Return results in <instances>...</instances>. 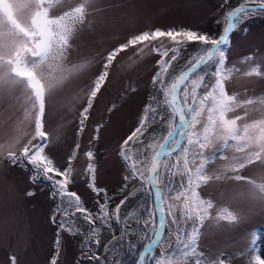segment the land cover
Segmentation results:
<instances>
[{"label":"rangeland","instance_id":"obj_1","mask_svg":"<svg viewBox=\"0 0 264 264\" xmlns=\"http://www.w3.org/2000/svg\"><path fill=\"white\" fill-rule=\"evenodd\" d=\"M82 2L83 0H64L61 4H55L49 10V15L60 16L68 10L69 4L75 7ZM243 2L250 0H92L86 5L85 21L71 36L65 61L68 68L75 65L83 67L68 74L61 84L46 92L43 130L49 134L46 152L58 166L66 167L68 157L75 151L76 158L72 161L74 182L69 186V190L77 192L83 204L95 214L99 212L98 197L87 187L88 175L85 169L89 160L85 154L88 151L93 152L96 185L107 190L110 212L114 210L116 203L119 204L125 196H129L121 206L123 214L133 205L135 196L129 195L131 188L121 192L127 168L119 156L120 145L134 129L146 102L152 92H155L152 77L158 70L156 62L160 59L159 53L150 51L151 46L145 48L143 54L139 53L136 47L121 52L109 68L106 86L102 87L101 93H98L93 101L84 131L78 134L80 112L108 53L126 43L132 36L156 28L188 26L197 29L198 33L206 32L211 37L218 38L225 26L226 13ZM164 45L167 48L175 46L167 38L164 39ZM156 46L159 47V43ZM200 47L199 42H189L181 46L178 59L173 61L170 72L174 73L192 59ZM171 55L172 52H169V56ZM200 69L187 83L190 87L191 79L206 76L203 84L207 87L198 89L199 93L204 95L215 83L216 77L211 75L212 72L205 73ZM221 76L224 77L223 83L228 95H234L239 102L253 101L252 104L236 108L233 113H229V118L241 116L242 120L237 122L241 128L245 123L264 119V103H261L264 100V14L249 15L230 33L227 60ZM159 93L158 91L157 98L161 97ZM19 95L17 92L0 96V144L7 145L11 141L18 125L23 127L26 133L20 143L12 149L17 154L29 140L33 143L38 141V138L32 139L35 130L34 118L30 123L21 124L25 106L18 98ZM166 107L164 103L161 104L164 120L161 121V117L156 119L157 122L151 124L148 132L155 129L160 132L168 127L170 113L166 111ZM97 125L102 127L98 139H93L97 135ZM173 126V140L176 141V135L182 127L177 120H174ZM195 131H202V126L197 125ZM148 134H144L145 139ZM77 144L80 145L78 149ZM171 144L170 141L169 145ZM139 147H143L144 156L149 157L151 150L147 144ZM203 155L211 157L205 166V174L212 179L207 184H202L199 191L204 198L212 199L213 208L202 226L196 244L197 251L202 253V258L210 261L208 264L218 259L223 260L224 264H247V237L249 233L264 227V212H255L239 224L220 221V224L216 225L213 217L220 208L225 207L237 214L248 213L252 204L239 195L243 191V182L228 177L239 174L250 179H259L264 176V168L256 162L246 165L244 169H238L237 172H224L223 166L233 156L240 157L243 154L236 153L233 148L221 149L219 142L216 147L205 149ZM189 156H192V153H189ZM199 160L200 157L196 156L197 163ZM221 174L223 179L215 178ZM29 191L35 195L28 196ZM103 202L100 198V203ZM182 202V199L166 201L165 234L169 232V239H172L171 228L174 224L167 205H174L177 219L181 216ZM56 203V200L50 197L49 189L43 181L33 182L27 169L19 162L12 164L7 159L6 152L0 153V264H9L13 255L17 264H50L52 256L56 253L58 226L51 220ZM56 216L59 220L61 214L57 212ZM155 227L156 221L144 235L146 242L155 236ZM132 231L130 229V236L135 238L136 232ZM60 236V256L57 264H80L81 256H89L88 250L81 246L80 236L69 235L66 231H61ZM261 237L259 243L261 254L264 255V232ZM172 240L167 245L170 246V252ZM158 251L159 247L156 252ZM174 252L176 256L180 255L178 251ZM174 252L168 257H172ZM195 259L189 257L187 264H195Z\"/></svg>","mask_w":264,"mask_h":264},{"label":"snow or ice","instance_id":"obj_2","mask_svg":"<svg viewBox=\"0 0 264 264\" xmlns=\"http://www.w3.org/2000/svg\"><path fill=\"white\" fill-rule=\"evenodd\" d=\"M63 2L64 0H0V96L19 92L18 98L25 106L24 120L21 121V124L30 123L34 118L35 130L32 139L38 138L39 140V143L29 140L17 154L12 149L26 135L24 128L18 125L16 134L11 138V141L7 145L0 144V153L6 152L7 159L12 164L19 162L21 166H26L25 162H27L31 165L30 179L33 182L42 178L53 185L50 196L58 198L59 203L53 211L51 220L58 226V230L55 241L56 253L52 256L50 264H57L60 256V232L66 231L73 236L78 233V230L69 223L70 217L80 215L90 225H95L97 221L110 224L113 217L119 223L121 206L129 198V196H125L115 206V210L110 216V199L107 190L96 185V166L92 162L93 152L88 151L85 154L89 160L85 169L88 175L87 187L98 197L99 213L94 214L84 206L77 192L69 190V186L74 182L72 161L76 158L75 151L68 157L67 166L63 169L56 167L54 161L46 154L49 134L43 130L45 94L61 84L68 74L83 67V65H75L68 68L65 61L70 48V38L77 27L84 23L86 5L90 4L92 0H83L75 7L69 4L68 10L62 15L50 16L49 10L55 4ZM250 3L254 5L251 8L247 3H244L226 13L225 26L218 38H212L206 33H198L191 29L176 28L168 30L156 28L132 36L126 43L120 44L108 53L103 70L96 77L88 94L87 104L80 112L78 134L84 131L85 121L88 119L89 110L93 107V101L97 98L98 93H101L102 87L106 86L109 68L121 52L130 47H136L137 51L143 54L144 49L151 46V52L160 54V59L156 62L158 70L152 77V85L162 91L164 104L167 106L166 111L170 113V116L167 135L163 136V143L159 144V148L161 150L168 149L171 141L180 148L181 154L177 156L176 163L162 162L161 157L165 155V152L156 151V145L150 144L147 145L152 149L150 163L147 156L143 159L132 160L129 155L133 150L131 146H142L144 133L152 123L157 122V109L151 104L145 105L139 125L122 141L119 150V156L125 162L128 170V174L124 176L121 192L132 181L141 182L146 193L149 192L148 186H150L151 191L155 194L156 206L155 209L149 211V217L152 218L157 212L159 213L158 227L153 229L157 238L145 245V250L139 254V264H142L144 258L152 253L153 245L162 242L165 228V204L169 199L175 201L182 199L181 220L184 224L190 222L191 230L187 235L178 234L176 236L177 249L175 251L180 253L179 256H176L174 252L172 257L166 261L157 260L156 264H187L189 257L196 258L195 264H204L202 253L197 251L196 243L200 235L199 226L203 225L210 215L209 210L213 208L212 201L202 199L197 191L202 184H207L212 179L205 174V166L211 159V157L203 155L205 149L214 148L219 142L221 149L233 148L236 153L243 154L240 157L233 156L223 166L224 172H237L238 169H244L246 165H253L256 162H259V165L264 168V119L254 120L250 124L245 123L241 128L237 123L242 120L241 116L229 118V113H233L236 108L252 104L253 101L239 102L234 95H228L223 83L224 77L221 76L226 50L230 45V33L237 29L238 25L249 15L264 14V11L258 12V9L264 10V0H250ZM165 38L175 46L165 47ZM189 42H199L204 49V54L198 59L189 61L186 71H182L170 83H166L165 76L173 66V61L178 59L180 47ZM157 43H159V47L156 46ZM169 52H172L171 56H169ZM209 62H214L216 65L214 72L211 73L216 79L211 88L201 96L198 94V89L202 86L207 87L203 84L205 77L199 76L196 79H191L190 87L187 82L198 69ZM261 103H264V100ZM33 111H35L34 117ZM177 117L179 125L182 128L185 126L188 128L185 133L186 145H179L177 141L173 140L175 127L171 121L176 120ZM163 120L164 117L161 116V121ZM197 125L202 126V131H195ZM101 127V125H97V135L93 139H98ZM229 141L234 143L230 144ZM79 147L80 145L77 144L76 148ZM176 150V148L168 149L167 154L171 155ZM135 151L143 156L141 147H137ZM189 153H192L193 156L191 160L188 159ZM196 156L200 157L199 163L196 161ZM181 158L183 159L182 169L180 168ZM165 169L169 173L167 182L164 178ZM172 169H177V171H172ZM177 175L186 182L180 185L181 190L174 192L170 181ZM57 177L59 178L57 179ZM215 178L223 179L224 176L221 174ZM228 178L243 182V191L239 195L251 202L252 208L246 214L234 213L226 207L220 208L216 216L213 217L214 224L219 225L220 221L239 224L255 212H264V176L259 179H250L236 174ZM27 195L33 196L35 193L29 191ZM129 195H135V193ZM100 198L104 200L103 203H100ZM167 207L169 215L173 217L172 223L178 226V232L183 233L184 229L179 227L181 220L176 219L174 205L168 204ZM57 212L61 214L59 220L56 216ZM144 222L148 223L149 221ZM125 223H127V218ZM99 234L98 227L90 229L85 237L86 251L89 241H94L95 245L99 246ZM261 238V235L255 231L248 234V243L245 249L248 254L247 264H264V256L261 255L258 247ZM105 251H108L107 246ZM91 258L95 259L98 264H103L101 257L93 255ZM10 260L11 264H17L14 255L10 257ZM212 264H224V261L218 259Z\"/></svg>","mask_w":264,"mask_h":264},{"label":"trees","instance_id":"obj_3","mask_svg":"<svg viewBox=\"0 0 264 264\" xmlns=\"http://www.w3.org/2000/svg\"><path fill=\"white\" fill-rule=\"evenodd\" d=\"M260 11H264V10H258V12H260ZM170 28L191 29L194 31H198L197 29H193L192 27H188V26H183V27L182 26H172V27L160 28V29L168 30ZM202 33H206V32H202ZM138 34H140V33H138ZM214 38H217V37H214ZM203 54H204V49L201 46L199 48L197 54H195L192 57V59H190L189 61L198 59ZM226 60H227V50H226L225 63H226ZM189 61L186 62L182 67L177 69L174 73H172V71L170 72L171 69H169V73L165 76L166 83H170L172 81V79H174L176 76H178V74L181 71H183L185 68H187L189 66ZM215 66L216 65L214 62H209L206 65H203V67H201L200 70L202 72H205V73L206 72L207 73H210V72L213 73ZM224 66H225V64H224ZM224 66H223V68H224ZM102 70H103V68H102ZM222 73H223V69H222L221 74ZM204 77H206V76H204ZM158 91L160 92L159 94L161 95V97H159V98H157ZM198 94L202 96V94H200L199 91H198ZM153 97H154V99H153ZM162 103H164L163 93H162V91L159 90V88H155V92H152V94L150 95V99L146 102L145 105L151 104L152 107H155L157 109L158 114H157L156 119H158L162 116V111H161V104ZM86 104H87V102H86ZM86 104L84 105V107L86 106ZM144 108H145V106H144ZM144 108L139 115V118L135 124L134 129L139 125L140 118L144 113ZM173 122H174V120L171 121L172 125H173ZM168 128H169V121H168V127L164 131L158 132L155 129V130L148 132V129H147V131L145 133H149V134L146 136V139H145V136H143V138H142L143 141L144 140L146 141V142H144L143 146L145 145V143L147 145L155 144L156 145L155 150L158 151L159 150V144L163 142V139H162L163 136L167 135ZM184 140L185 141H184L183 145H186L187 144V137H185ZM36 143H39V140ZM131 147L133 150L129 153V155L131 156L132 160L143 159L145 157L144 152H143V156H141L140 153L135 151V149L139 146L132 145ZM141 148L143 151V147H141ZM150 150H151V152H150V155H151L152 149H150ZM46 154L54 161V159L47 152H46ZM180 154H181V150H178L177 152L166 156L162 160V162L176 163V158ZM150 155H149V163H150ZM192 158H193V156L188 155L189 160H191ZM25 164H26V166H23V167H24V169H27L29 171V174L31 177L32 166L27 164V162H25ZM54 164L56 167L63 169L62 167L58 166L55 163V161H54ZM182 164H183V159L181 158V161H180V168L181 169H182ZM192 167H194V166H192ZM172 171H177V169H172ZM127 174H128V170L125 173V175H127ZM168 176H169L168 170L165 169L164 178H165L166 182L168 180ZM58 178L59 177H57V179ZM40 181H43V183L48 187L49 195H50V193H52V191H53V185L46 179L41 178V179L36 180V182H40ZM170 182H171L172 188L174 189V192H175V191L181 190L180 185L182 183H185L186 181H182L181 177L179 175H177V176L172 177ZM123 185H122V187H123ZM97 187H99V186L97 185ZM148 187H149V192L146 193L144 191V188L141 186V182L132 181L131 184H128V187L126 189L131 188L130 192L135 193V195H134L135 197H133L134 203L128 209H126L123 214L120 212L122 215L120 214L121 219H120L119 223L116 222L114 217L111 219L110 224H104V223H101L100 221H97L95 225L88 224L83 219V217L80 215H76L75 217L69 218V223L72 225V227L74 229L78 230L77 235L81 237V246H83V247L85 244V237H86L87 233L90 231V229L92 227H98L100 229V234H99L100 235V244H99V246L95 245L94 241H89L88 242V252H87V255H89V256H87L86 258H83L84 256H81L79 258L80 264H98V262L95 259L91 258L93 255L101 257L103 264H136V261H137V258L139 257L140 252L142 251V249L144 248V246L148 242V241L146 242L143 239L144 235L148 231L150 226L153 224V221L154 222L156 221V215L152 218L149 217V211L155 209V206H154L153 192L151 191L150 186H148ZM100 188H102V187H100ZM126 189L124 191H126ZM165 190H167V189H165ZM197 191L200 193L199 188L197 189ZM200 197L202 199L212 201V199L204 198L201 195V193H200ZM51 198H53V197H51ZM53 199L56 200V202H57L56 207H57V205L59 203V199L58 198H53ZM212 203H213V201H212ZM116 205H117V203L114 205V208H113L114 210H115ZM84 206L95 214V212L92 211L90 208H88L86 205H84ZM109 208H110V202H109ZM114 210H112L111 212L109 211L110 216ZM209 212L211 214V209L209 210ZM98 213H96V214H98ZM126 218H127V223H125ZM146 220L149 222L145 223L144 221H146ZM177 220H181V216L179 218H177ZM202 226L203 225L199 226V233L200 234H201ZM177 227L178 226L174 224L173 228H171L172 234H173V236H172L173 240L169 239V232L167 234H165L163 239H162V242L159 245L160 251L155 252L151 261L146 262V264H156L157 260H165L166 261L169 258L168 256H171V252H174L177 249L176 236L178 234L179 235H187V233L190 232V230H191L190 222L188 224H184L182 222V220H181L179 227L183 228L184 232L183 233L178 232ZM130 229L133 230L132 232H136L135 238H132L130 236ZM263 232H264V227L257 229V233H259L260 235H262ZM114 237L116 238L115 240L113 239ZM171 240H172V249L170 252V250H169L170 246H167V245L169 244L168 242H170ZM197 242H198V240H197ZM106 246L108 248V251H105ZM258 247H259L260 253H261L262 249H261L260 243L258 244ZM261 255L264 256L263 254H261ZM202 259H204V262H206V264H208V262H210L205 257H203ZM9 264H11V262Z\"/></svg>","mask_w":264,"mask_h":264},{"label":"water","instance_id":"obj_4","mask_svg":"<svg viewBox=\"0 0 264 264\" xmlns=\"http://www.w3.org/2000/svg\"><path fill=\"white\" fill-rule=\"evenodd\" d=\"M244 3H247L249 8H251V7L254 6V5L251 4L250 2H243V3H240V4L235 5L231 10H233V9L236 8V7H239L241 4H244ZM258 10H259V9H258ZM186 70H187V68L184 69L183 71H186ZM180 73H181V72H180ZM180 73H179V74H180ZM177 120H178V117H177ZM178 123H179V121H178ZM187 131H188L187 126L181 128V130L179 131V133H178V135H177V139H176V141L178 142L179 145L182 144V142H183V140H184V138H185V136H186L185 133H186ZM174 136H175V134H174ZM174 136H173V137H174ZM171 148H176L177 150L179 149V147H178L176 144H173V143H172L171 145H168V149H171ZM168 149H163V150H161V149L159 148L158 151H164V152H165V155L161 157V161L163 160V158H165V157L168 155V154H167ZM177 150H176V151H177ZM174 152H175V151H174ZM172 153H173V152H172ZM153 199H154V205L156 206V198H155V194H154V192H153ZM158 224H159V213L157 212V225H156V227H158ZM165 229H166V208H165V228H164L163 237H164V234H165ZM156 238H157V234H155V236H154V237H153V238H152L147 244H150V243H151L154 239H156ZM160 243H161V242H158L157 244L153 245L152 253H151L150 255H148V259H147V261H151L153 255H154L156 249L159 247ZM147 244H146V245H147ZM144 250H145V246H144V248L142 249V251H144ZM142 251H141V252H142ZM141 252H140V253H141ZM136 264H139V257L137 258ZM142 264H145L144 260H143Z\"/></svg>","mask_w":264,"mask_h":264},{"label":"clouds","instance_id":"obj_5","mask_svg":"<svg viewBox=\"0 0 264 264\" xmlns=\"http://www.w3.org/2000/svg\"><path fill=\"white\" fill-rule=\"evenodd\" d=\"M17 145H15V147H16Z\"/></svg>","mask_w":264,"mask_h":264}]
</instances>
